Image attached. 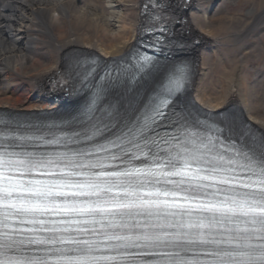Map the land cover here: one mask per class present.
Segmentation results:
<instances>
[{
	"label": "snow or ice",
	"instance_id": "1",
	"mask_svg": "<svg viewBox=\"0 0 264 264\" xmlns=\"http://www.w3.org/2000/svg\"><path fill=\"white\" fill-rule=\"evenodd\" d=\"M169 46L177 52L185 47L169 39L161 49L116 67L73 58L60 83L90 92V102L70 122L79 129L74 135L0 132V264H50L53 253L59 255L52 264H99L115 259L95 254L112 241L120 243L111 247L145 248V256L167 258L148 264H264V139L250 138L225 113L209 122L181 107L190 69L182 60L159 58ZM112 92L118 99L102 106ZM10 139L20 143H5ZM26 141L66 150H8ZM78 145L84 146L73 147ZM56 224L85 227H46ZM43 231L52 235H24ZM25 243L51 247L39 258L9 255ZM162 247L176 251L152 250Z\"/></svg>",
	"mask_w": 264,
	"mask_h": 264
},
{
	"label": "bare ground",
	"instance_id": "2",
	"mask_svg": "<svg viewBox=\"0 0 264 264\" xmlns=\"http://www.w3.org/2000/svg\"><path fill=\"white\" fill-rule=\"evenodd\" d=\"M218 1L190 0L185 12L188 34L202 45L181 105L199 118L225 113L259 141L264 117L256 113L252 69L263 63L250 60L248 40L264 25V0L249 19L215 10ZM141 16V0H0V113L37 119L56 110L44 90L48 77L83 54L104 61L125 55L136 42Z\"/></svg>",
	"mask_w": 264,
	"mask_h": 264
},
{
	"label": "rangeland",
	"instance_id": "3",
	"mask_svg": "<svg viewBox=\"0 0 264 264\" xmlns=\"http://www.w3.org/2000/svg\"><path fill=\"white\" fill-rule=\"evenodd\" d=\"M259 0H219L215 6V10H219L222 13H227L230 16H234L242 19H249L253 17L251 12L258 7ZM215 12V11H213ZM243 22H240L239 26H242ZM250 60L254 62L260 60L263 65L259 68H254L256 70L254 78V92L255 94V108L256 113L264 117V25L258 26L253 32H251L250 38ZM234 115L237 113L234 112ZM232 142L235 140H231Z\"/></svg>",
	"mask_w": 264,
	"mask_h": 264
}]
</instances>
